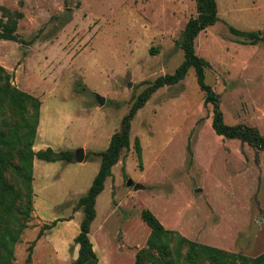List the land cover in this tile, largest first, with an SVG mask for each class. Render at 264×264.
<instances>
[{"label": "rangeland", "instance_id": "obj_1", "mask_svg": "<svg viewBox=\"0 0 264 264\" xmlns=\"http://www.w3.org/2000/svg\"><path fill=\"white\" fill-rule=\"evenodd\" d=\"M215 2L219 21L194 41L209 64L205 83L218 95L226 125L254 128L264 138V43L242 45L229 32L264 36V0ZM1 7L22 13L19 40L0 39V66L13 87L40 103L33 150L84 151L78 163L36 160L33 212L13 264H25L27 248L53 222L29 264H74L83 215L73 208L100 163L88 153L104 151L134 100L182 63L176 42L196 3L0 0ZM211 118L192 68L137 111L129 149L96 201L89 240L97 264H134L150 235L140 217L146 209L164 229L196 244L249 258L264 253V150L217 136ZM5 121L13 126L17 117L8 113ZM127 179L140 188L127 187Z\"/></svg>", "mask_w": 264, "mask_h": 264}, {"label": "trees", "instance_id": "obj_2", "mask_svg": "<svg viewBox=\"0 0 264 264\" xmlns=\"http://www.w3.org/2000/svg\"><path fill=\"white\" fill-rule=\"evenodd\" d=\"M196 16L191 17L181 32L176 45L183 52V61L172 74L157 77L132 103L128 112L122 117L120 127L110 137L107 148L96 155L100 159L87 192L80 197L73 208L82 212L79 233L74 243L79 246L74 264H97V257L89 240L90 225L94 221L96 198L104 189L106 179L111 177L112 168L118 163L123 152L129 149L131 122L137 111L158 89L172 86L182 81L189 69L195 73L196 83L203 93L204 104L212 106L211 128L220 137L239 140L242 143L264 150V138L258 131L246 126H228L223 121L219 109V97L205 83V69L209 64L196 55L194 41L198 34L219 21L215 0H195ZM0 39L18 41L17 22L22 13L1 7ZM5 20V21H4ZM229 32L241 39L242 45L256 46L264 43V36L257 32L239 31L229 27ZM11 75L0 66V264H13L14 247L19 242L22 232L29 228L33 212V161L47 162L75 161L72 151H53L51 148L35 152L33 145L39 123V101L19 91L10 83ZM10 113L17 117V122L10 126L5 116ZM136 151H139L135 141ZM139 153V152H138ZM141 220L150 228L146 248L136 254L134 264H264V253L249 258L230 253L212 246L196 244L181 237L177 232L163 228L158 219L149 210H143ZM264 219V213H263ZM46 226L39 230L36 239L27 248L25 264L31 261V253Z\"/></svg>", "mask_w": 264, "mask_h": 264}, {"label": "water", "instance_id": "obj_3", "mask_svg": "<svg viewBox=\"0 0 264 264\" xmlns=\"http://www.w3.org/2000/svg\"><path fill=\"white\" fill-rule=\"evenodd\" d=\"M97 101H98L99 105H103L104 104V98H102V97H97ZM74 158H75L76 162H82L83 158H84V151L82 149H79V150L75 151L74 152ZM126 186H128V187L132 186L135 189H139L140 188V185L134 184L131 179H127Z\"/></svg>", "mask_w": 264, "mask_h": 264}, {"label": "crops", "instance_id": "obj_4", "mask_svg": "<svg viewBox=\"0 0 264 264\" xmlns=\"http://www.w3.org/2000/svg\"><path fill=\"white\" fill-rule=\"evenodd\" d=\"M36 139V142H37V138H35ZM37 144V143H36ZM38 144H40V143H38ZM38 146H40V145H38ZM46 149V148H45ZM39 150H44V147H37V149H36V151L35 152H37V151H39ZM53 151H56V152H58V150H53ZM70 151H72V150H70ZM74 152V151H73ZM92 152V151H91ZM36 160L37 159H34V161H33V173H34V170L36 169V167H37V162H36ZM40 161V160H39ZM60 163H63L62 161H59ZM75 162V161H74ZM47 163V162H46ZM54 163H56V162H54ZM75 163H78V162H75ZM100 164V163H99ZM116 166V165H115ZM111 173H112V170H111ZM110 178V177H109ZM33 181H34V179H33ZM32 185H33V183H32ZM106 185H107V179H106V181H105V183H104V188L106 187ZM90 186V185H89ZM128 187V186H127ZM88 190V189H87ZM104 190V189H103ZM87 192V191H86ZM85 192V193H86ZM103 192V191H102ZM101 192V193H102ZM85 195V194H84ZM98 198V197H97ZM97 198H96V201H97ZM95 212H96V203H95ZM96 217V216H95ZM93 251H94V249H93Z\"/></svg>", "mask_w": 264, "mask_h": 264}]
</instances>
